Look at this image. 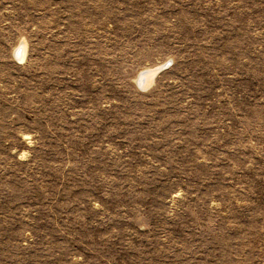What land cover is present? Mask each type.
Returning a JSON list of instances; mask_svg holds the SVG:
<instances>
[{
  "label": "rangeland",
  "instance_id": "rangeland-1",
  "mask_svg": "<svg viewBox=\"0 0 264 264\" xmlns=\"http://www.w3.org/2000/svg\"><path fill=\"white\" fill-rule=\"evenodd\" d=\"M0 264H264V0H0Z\"/></svg>",
  "mask_w": 264,
  "mask_h": 264
},
{
  "label": "bare ground",
  "instance_id": "bare-ground-1",
  "mask_svg": "<svg viewBox=\"0 0 264 264\" xmlns=\"http://www.w3.org/2000/svg\"><path fill=\"white\" fill-rule=\"evenodd\" d=\"M24 45H26L24 43ZM24 49L19 47L17 52H16V56L18 58H20L22 56V59L24 58L25 55V51H23ZM154 77H155V72L154 71H147L145 72L143 75H141V77H139L138 83L139 85H141V87L143 89H147L154 81Z\"/></svg>",
  "mask_w": 264,
  "mask_h": 264
}]
</instances>
